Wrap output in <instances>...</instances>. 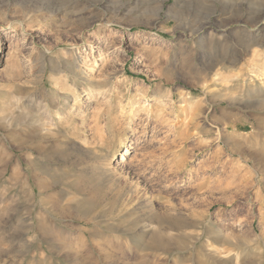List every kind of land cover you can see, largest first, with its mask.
I'll list each match as a JSON object with an SVG mask.
<instances>
[{
    "label": "rangeland",
    "instance_id": "rangeland-1",
    "mask_svg": "<svg viewBox=\"0 0 264 264\" xmlns=\"http://www.w3.org/2000/svg\"><path fill=\"white\" fill-rule=\"evenodd\" d=\"M0 264H264V0H0Z\"/></svg>",
    "mask_w": 264,
    "mask_h": 264
}]
</instances>
